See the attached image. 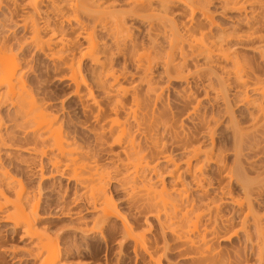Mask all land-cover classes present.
Wrapping results in <instances>:
<instances>
[{"label":"rangeland","instance_id":"374dc122","mask_svg":"<svg viewBox=\"0 0 264 264\" xmlns=\"http://www.w3.org/2000/svg\"><path fill=\"white\" fill-rule=\"evenodd\" d=\"M2 1L4 2H2L1 4L2 6L0 7V40L2 39L7 41L9 39L10 42L9 44L7 43V45L9 46L12 43V47L10 46L13 49L12 53H14L15 56L18 57V61L20 63L22 62L20 60L24 59L23 63L24 65L26 64V66H24L23 63H21L24 66V67L22 66L24 70H26L29 67L28 68L29 74H26L28 75V77L26 78V80L28 79L27 83L29 82L28 83L29 87L28 86L27 87L29 88L30 91L29 92L30 98L34 99L32 100L34 101L35 106L36 107L44 106L43 108L45 109V111L47 110L46 112L56 117L58 124H62V134L67 137V138L65 137V139L67 140L69 139L68 141L70 142L73 141L72 143L74 148L76 147V149L78 148L77 150H81V151L85 150L83 152L89 151L91 149L92 150L95 149L98 153L101 147L96 146L94 142L95 141L94 138L95 135L99 133V129L96 130V127L98 128L100 127V125L94 124L91 115H88V113L86 112L83 113L80 103L77 101L78 100L76 98L77 96L74 93L75 91H73L75 89V86L73 85L72 82L69 81L70 79H68L69 73L66 72L67 69H65V72H62L64 69L61 66L62 67V68L60 67L61 70H59V72H56L58 70L54 69L53 63L47 60L40 53L30 48L29 43L27 44V46L22 47L25 45V42L27 43L30 40L29 24L26 26V28L28 27L27 29L21 25L22 23L21 19L23 20L22 17L25 16V14L29 11L28 3H30L29 2L30 0H15L18 2L17 4L19 5H16V3L13 4V2H10L9 0L8 1L2 0ZM111 1L115 2L117 0H111ZM220 5L221 4H219V2L217 3V1H215L208 8L209 9L208 13L209 15H211L214 21L213 27L210 25L208 20H205L204 18L199 16V14H197L198 17L195 16L196 19L195 18L194 19L202 23L201 28H203V26L205 28L202 29L204 31L203 33L206 32L207 34L209 32V30L207 29L210 28L212 35L214 34L216 35L220 33V31L228 35L230 31L232 32V30L234 29L237 30L240 35L242 33L243 36L250 34L249 32L251 31H248V28L245 27L246 25L244 24V22H242L241 25L236 26V24L238 25L237 22L239 19H244L245 16L244 12L240 13L235 11V12H226L224 14L220 8ZM22 6L24 9L27 7L26 9H28V11H26V9L24 11ZM13 8L14 9L17 8L16 9L17 11L16 10H15L16 12L11 11V9L13 10ZM176 8L178 7L176 6ZM253 9H256L259 12L260 17L263 16L262 11L258 7H254ZM157 11L155 12V15H157L156 18L160 17L159 19L161 21L162 20L166 21L163 22L165 26L166 24L167 26L170 24L169 26L172 25V27H177L179 34L182 35V32H184V25H186L185 23L188 22L187 16H186L187 18L184 15L181 16L177 11L173 9H169L167 10V12L159 11V10ZM247 13L248 14H246L247 15L246 17L248 18L250 12ZM127 18H128L126 20L127 26H129V28L131 29L130 31L132 32L131 39H133L136 45L139 46L140 48L139 50H141L142 48H148L152 41L154 46L158 45L155 47V49L157 48L156 52L161 49L160 51H158V55H157L159 56L158 58L159 59H161L162 57L164 58L165 56L164 54L168 50L167 48L168 43L166 37L162 35L160 36V34L157 35V33L154 32H149L148 31L149 24L147 23V20L137 19L135 17L134 18L127 17ZM195 20L194 22L196 23L197 21ZM24 28L26 29L25 31ZM65 28L69 29L67 26H65ZM65 28H63L64 33H67V35L70 33L72 34V31L70 30L66 31ZM261 30H263L261 32L264 33V28ZM71 34L70 36L72 37V39H74L76 37L75 35L76 32L73 31V35ZM168 35L169 34L167 32V36ZM197 35L198 34H195V36ZM70 36L69 38L71 39ZM95 36L98 42L101 41L103 43L106 42V44L108 45L110 44V40L109 39L107 40V37H105L106 35L104 34V32L98 31L96 32ZM5 38H7V40ZM101 42L100 44H102ZM83 43H84L83 41H81L80 43L81 46L83 45V48L80 46V44L78 45L80 47V50H83L85 47ZM248 43H249L248 45L247 43H243V45L236 46L237 47L236 50L238 51L240 57L239 58V61L241 62L240 64L241 65L243 63L245 64V65L243 64L242 67L244 66L246 67V65L252 64L251 65L253 67L252 69L256 70L255 75L257 77H261V79L263 80L264 55L262 54H264L263 53L264 43L254 42V45L253 43L250 42ZM19 46L22 47V50H20ZM79 47L76 48L77 53L79 51L78 50ZM187 48L188 45L185 49ZM76 57H78V54H76ZM162 60L163 59L159 60L160 62L157 64V66L154 65L152 67L151 73L149 75V79L150 80L152 79L151 80V84H153L152 86H155L153 89L154 92L147 93V95L145 96L146 87L144 86L145 87L144 90L143 87L144 82H142L144 78L143 76L142 77L140 76L139 74L140 72L138 73V70L137 71L135 70L136 67L134 68L132 66V65L135 66V64L127 59L126 62L125 60H122L121 57L117 58V61L114 62L115 65L113 64L114 67L113 70L116 72V74L120 73L119 75L121 76L120 79L121 86L122 87L124 86L123 88L128 89L129 91L128 90L127 91L129 92V94L127 93L125 95L126 99L124 95L120 96L116 94L119 97L116 100L119 101L120 99V102L122 101L121 103L123 105V108L125 107L123 113L126 112V109L129 110L130 107H132L131 109L134 110V108H136V104L138 103L139 106H137L136 108V112H138L137 116L142 118V116H140L142 113L145 114L144 117L147 116L145 120L149 121V118H151L153 121L157 120L158 124L160 123L161 125L168 123V126L171 125L172 127L171 130H173L174 128L173 130L174 136L171 130L170 133L169 129H166L167 132H165L166 131L164 129L165 126H161L159 124L160 127L159 126L157 127L160 128L159 130H156L154 128L156 130L155 137L158 139L156 141L159 142L158 150H160V146L162 147L163 145L164 147L165 145L167 147L166 151L169 152V155H171L175 163L178 164V169L177 171L176 170L174 171L171 165L167 166L164 163L162 164V162L159 161V159H161L162 156L159 159L157 158L158 160H156L155 158L160 156H155V157L152 156L153 157L152 159L154 161L152 160L153 162L151 163L153 164L151 165L156 164L155 167L157 168L155 176L153 175L150 176L152 182H154L153 183L154 186L152 185V188L155 187L156 190H158L157 188H159L160 190L162 187V184L160 183H164L163 185L168 190L172 187L173 181L175 180L177 175H180L181 182H184L183 184L186 186V189H188L187 192L189 198L190 199L193 198L196 200L195 207L194 209L192 208L193 210V211L191 210L192 212L188 213L190 215H188L189 219L187 220L188 221L190 220L192 224L194 223L197 224L196 228L198 229L197 230H195L196 228L192 229L193 227L192 224L190 225L187 224V226H190L189 229L190 231L187 229L189 231V233L187 232L188 236L190 237L189 239L192 240V243H194V245H196L197 247L199 246L201 247L203 246V244L200 243V240L202 241V238H205L204 240L206 242L205 241L204 242L206 243V246L210 247V250L208 252L209 254L207 253L209 255V256L207 255L209 260L205 262L201 261V259H199V257L195 254L196 252L194 249V245L193 247H191L189 244L187 246L183 242L176 240L174 235L171 236L172 235L171 233L169 235L168 231H166V235H163L160 232L161 230L159 229L160 227V225L158 224L159 222L156 221V219L155 220L153 219L151 213L149 214L152 218L148 217L149 216L148 212L146 215L143 212L142 214L143 216H141L140 215L141 213L137 211L138 209L134 208L135 206L138 207V204L134 199H133L134 201H132L131 198H130L131 201L128 199L127 196H129L130 190L128 189L129 190L128 191L126 188H124V186L123 188L125 189V191L124 189L122 190V188H119L120 185H122L121 182H123L125 175H129L131 171L130 172L127 171V174L126 173L123 174L126 170L123 172L124 169H122L120 170L123 172L121 174V172L116 169V168L121 169V167L118 164L114 163L117 161H115V159H113L114 161L112 160V156H110L112 154L109 155V153L118 152V150L115 151V149L119 147H114L115 149L112 148L113 150L112 152H108L106 148L108 154H106L107 152L106 153L104 152L105 153L104 154L103 151H99L101 152V154L98 153L99 156L96 155L97 153L95 152V150L93 152L91 150L92 152L91 154L94 155L93 153H95L96 155L95 157L93 156L94 160H96L100 164V166L107 167V169L103 167L105 169L104 170L105 172L103 171V173L104 175L108 173L105 176L107 177V179L105 180L108 181V179H110L111 182L106 183L104 188L106 189L105 194L107 197L109 196V198L113 200L112 203L114 205L116 204L115 208L120 212V215L122 214L123 217H125L128 221H132L135 224L141 223L142 226L140 227L136 226L138 227V229L137 228L133 229L135 233L149 232L148 234L144 233L146 238L145 239L146 245H148L147 242L152 243L153 239L154 241L156 240L159 241V243H157L159 251L158 250L156 251L159 252L157 253L158 257L156 253L153 255L154 256L156 255L157 258H161L160 259L161 264H264L263 261L264 259L262 260L261 257L258 256L259 252L257 251L259 250V248H261L264 245L263 244L264 242L263 243L261 242L262 246L261 247L259 246L261 245L260 241H262V238L264 240V124H263L264 121L258 122L253 120L258 113L257 112L258 104L264 105V101L261 99L260 96L256 94L254 95L250 91L244 93L245 91H243V89L240 88L239 83L235 82L233 76L231 75L232 73L230 74V72L233 71H230L232 66L229 62L226 63L225 61L219 59L216 60L215 57L210 61L209 60L207 61V59H205L204 57H198L196 61L194 59L193 63L190 64L191 73L198 69L201 72H205V73H208V71L213 70L215 76L218 75V77L220 78L221 75L222 78H220L219 80L217 77H215L219 80L218 82L220 84L216 82L217 79L215 78L213 79L215 86L214 90L209 91L207 94L201 88H198V90H196V93H194V97L191 98V101L188 99L190 101L189 102L186 100L185 97L188 96L187 95L189 94L188 88L191 86L188 85L187 82L183 79H179V78L170 79L169 77L167 78V76H165V73L163 72V66L161 63ZM82 62L83 63H81L80 75L82 77V80H84L83 84L85 83L86 86L82 85L80 87L81 91L79 90V93L82 94V99H84L83 101L86 102L85 96L88 91H91V93L93 92L92 95L94 99L97 100V103L99 102L98 103L99 106L103 107L102 109L104 112H106V117L109 113L113 117V114L110 112V110L113 109L112 108L114 106L113 103L115 104L116 101L115 97L117 96L114 97L115 93L112 95L116 87L112 88L111 89L112 91H110V88L109 89L107 88V86L111 82L109 80V84L107 83L108 85L106 84L104 85L106 88L102 86V89L99 88L100 89L99 90L97 88L99 82L98 83L96 82V76L93 75L91 71V68H95V67L91 66V64H89L87 60H83ZM130 62L132 64H130ZM251 66H247V67L251 68ZM225 70H228L229 72ZM222 72L228 73L227 74L228 76L227 75L224 76L225 73ZM223 78L224 79L228 78L227 80L229 81H227L226 79L224 80ZM221 79H223V82L226 83H222ZM99 81L100 82L103 81L102 78ZM96 83H97V87L95 85ZM131 92H133V94ZM134 92L137 94V96L134 94ZM107 93L113 96L109 98L110 102L109 99H107L106 97L108 95ZM133 95L135 96L134 99H136L137 97L136 100L138 101L137 103L134 102L135 100H133ZM196 101H200V102L198 103L199 105L197 112L193 114L192 109L195 105H197ZM93 107L91 106V110L92 112L93 111L95 112V109L94 110L92 109ZM81 113H83L84 115H82ZM110 115H108V117H110ZM204 115L207 117V121H208L207 127L208 129L211 130L208 131H210V135L212 136V138L211 137L209 138L208 136L209 133L207 135L206 134L207 132H205L207 131L206 125L203 126L204 124L201 125V121H198V119L201 120L200 117ZM118 116H119L118 119L119 121H123L122 119H125V114H122L121 110H120V115ZM13 118H14V108L9 103L8 104L3 103V105H0V122L3 123V124L1 123L2 124L1 134H4L9 131L10 132L13 131L14 133L15 131V134L18 137V138L16 137L18 144H16L17 142L15 143L17 147L13 145L12 149L10 150L9 149L2 150V152H0V156H1L0 159L1 162H3L2 163L3 166L15 178H17L20 181L27 195L29 194V196L30 195L32 196V195H37V193H39V195H37L36 197L40 198V205L43 207V212L45 213L44 215L43 213H41V215L42 217L44 216L46 218L41 219V216H39L40 217L39 222L36 224L35 227L41 231L45 230L47 234L51 236L52 235L55 236L56 234L58 235V233L59 234L64 233L65 237L63 240L60 241V248L63 252H65L63 259L61 260V264H144L148 258L143 255L146 261L144 260V258L141 255L142 251L140 252L139 250L135 254L132 251L133 243L130 242V240L128 241V239L125 240L126 239L125 237H123L125 238L123 239L122 236H120L121 223L119 222V220L116 221L113 219H109L110 221L109 220L107 221L106 226L101 229L102 234L106 237V239L104 240H102L101 235L98 232H96L97 234L95 233L96 229H94L95 231L92 232L93 234L91 232H89L90 234L85 233L87 232L86 230L91 228V226H93V223L97 221L96 219H98L99 211L98 213L97 212L94 213V212H90L89 210V212L87 211L88 212L87 213L84 210L85 207L83 206V203L73 205L71 202H73L72 199L74 197L72 196L75 193L78 194L77 195L78 197L84 195V198L86 196L87 198H89V195H91L92 193V189H91L93 187L92 183H91L92 186H90V184H87L84 185L86 187H82V186L78 187L71 180L69 181L62 179L57 175H50L54 172L47 167L46 174L49 178H47V180L45 181L46 185L42 187L40 186L39 179L30 175V163H29L30 155L26 154L25 152H22V150L26 148H30L31 145L30 126H29L30 124H28L25 127L22 126L23 129L21 130L19 129V127H16V129L14 130L15 128L14 126L16 125L15 121L17 119L14 118V123H13L11 122L13 121ZM212 118L216 120L214 121ZM130 120L131 121H129L128 119L129 121L128 126L132 124V128L129 127V130L133 129L135 131V128L133 127L134 123L132 122L131 118ZM93 124L96 125V127H94ZM162 128L164 129V133ZM92 129L94 132L95 131L98 132L94 135ZM238 129L242 131L241 134L239 133L240 135H242L241 136L242 141L238 140V138L240 139V137L238 136L237 138L235 134L236 132H240L238 131ZM26 131L27 133L25 134ZM131 132L135 134V132L130 131V133ZM132 133L131 135H134ZM177 133L179 134V136L178 135L177 136L178 138H180V140L176 138L177 136H175ZM170 134H172L174 138ZM191 134H193L194 136ZM195 134L197 135L195 136ZM192 136L195 137L194 138L195 141H198V143H195V146H199L200 149L202 148L201 151L209 152L211 151L210 150L211 147L212 149H214L212 151L213 156H210L211 157L210 162H208V160H206L207 162L205 161V159H207V156L204 155L197 157L198 158V159L196 158L197 160L194 161L192 160L191 162L192 166L201 167V173L205 178V181L201 183L202 184L201 187L196 186V182H194L191 174H188L186 172V167H185L186 166L185 161L188 158L187 151L189 150V148L186 150L187 147L185 148L184 145H186L185 142L186 139L188 140V138H189L188 142L191 144L190 139H192L191 138ZM170 137L174 139L173 140L174 142L175 139H177L176 141L178 142L177 144H175L176 146L174 145V142L172 145V139ZM235 138L237 140H235ZM141 139H143V137H140V141ZM182 139L185 140V142H183ZM211 140L213 142H211ZM238 141H240L241 143L240 142L238 143ZM179 142L184 143L183 147L185 150L182 149L183 147L180 148L182 144L180 146ZM188 142L186 143L189 145ZM212 143L214 144V146L211 145ZM177 145H179L178 146L179 148L177 147ZM14 146L19 150L21 149V151L19 152L18 150L13 151ZM191 146L192 145L188 147H190L191 149ZM97 148L100 149L97 150ZM180 150L183 151L181 152ZM166 151L165 153L168 154ZM48 153L46 156L49 158L52 155L51 153L50 154ZM7 154L9 157L7 156ZM184 154H186V156H184ZM93 157H91V159H93ZM108 158L111 159V162H109L110 159ZM24 160L29 162H24ZM217 160L220 161V164L219 161ZM222 167H224L225 170L222 171L223 169ZM235 169L239 170L241 176L244 179L238 181L237 179H235L234 176L232 177L231 174L228 175L226 173L229 170L230 172L235 171ZM50 171L52 172L50 173ZM116 171L118 173H115ZM242 173L244 175H242ZM228 176L229 177L231 176V179L228 178ZM118 179H120L119 181L121 182H118L117 181ZM243 180L245 182L248 181L250 183V186L252 185L251 187L250 186L248 187L250 189L247 188L249 190V191L247 190L248 194L245 189H244L245 191L243 190L244 188ZM227 187H228V191L226 189L227 193L230 191L232 193L231 197H233L232 199L234 200H231L230 195H228L226 192H225L226 195L221 194L220 189L223 188L225 189ZM84 188L88 193L85 192ZM7 197L10 201L13 200L14 198L13 194L11 196H9L8 194ZM129 197L132 196L130 195ZM205 198H208V201L205 200ZM200 199H203L204 201L203 200L198 201ZM9 203L10 202L7 203L8 206H6V208L10 210ZM56 203L58 204L56 205V207L60 206L63 213L67 212L68 209H70L71 207V209L74 208L72 209L74 213H77L80 210V215L77 216L73 215L68 218H66L63 215L64 216L63 217L62 215H59L60 211L55 207ZM2 204H5V202ZM216 206L217 208H215ZM64 207H65L64 209L65 212L63 210ZM6 208H4L5 210L2 208L3 210L2 212L7 211ZM186 208L191 209L188 207ZM134 210L136 211V213L137 212L138 213L136 214ZM215 210L217 211L215 212ZM1 215L2 214L0 212V218ZM161 216H159L161 220L160 222H163L165 218ZM133 220L136 222H134ZM137 220L142 222H138ZM190 221L187 223H190ZM143 223H145L146 226ZM149 223L151 224L149 225ZM147 224L152 228L147 227L148 226ZM85 225L87 226V229H85L86 228ZM95 226L92 228H96ZM260 226L261 228L259 229L261 230H258L257 227ZM141 228L144 231H142ZM22 235L23 234L20 228L17 229L16 232H14L10 224L2 223L0 219V264H35L33 259L32 258L30 259V250L33 247L30 244L28 238H24L22 237ZM121 239L122 241L125 240L123 245L121 244L122 242ZM106 244L108 245V247L106 246ZM263 248H261V250ZM31 251L33 252L34 250L32 249ZM141 257L143 258V260ZM259 260H262L263 263ZM147 262L148 263L145 264H153V263H149V261Z\"/></svg>","mask_w":264,"mask_h":264},{"label":"bare ground","instance_id":"6f19581e","mask_svg":"<svg viewBox=\"0 0 264 264\" xmlns=\"http://www.w3.org/2000/svg\"><path fill=\"white\" fill-rule=\"evenodd\" d=\"M5 1H8V0H5ZM9 1L13 2V4L16 3V5H19L17 4L18 2L15 0L13 1L9 0ZM215 1L221 4L220 8L224 14L226 12H235V11L240 12V13L244 12L245 14L244 19H239L237 22L238 25L236 24V26H239L241 25L242 22H244V24L246 25L245 27L248 28V31H251L249 32L250 34L243 36V34L241 33L240 35L238 31L235 30L234 28H233L234 30H232V32L230 31L228 35L224 34V32H221V31L220 33L216 35L215 34L212 35L210 28L207 29L209 30L207 34L206 32L203 33L204 31L202 29H205V28L204 26L203 28H201L202 23L195 20L196 19L195 16L199 14V16H201L205 20H208L210 25L213 27L214 21L211 15H209L208 13V10H209L208 8ZM2 2L4 1L0 0V7L2 6L1 5ZM29 2H30L28 3L29 11L28 9H26L27 8L26 7L25 9L28 12L26 14L24 13L25 16H23L24 14L22 15L23 20L21 19L22 21L21 25L26 28V26L29 24L30 40L27 43L25 42V45L23 44L24 46L22 47L27 46V44L29 43L30 48L40 53L47 60L53 63L54 69L58 70L56 72H59V70H61L60 69L61 66L64 69L62 72H65V69H67L66 72L69 73L68 79H70L69 81L72 82L73 85L75 86V89L73 91H75L74 93L77 97L75 95L74 96L78 99L77 101L80 103L83 113L86 112L88 113V115H91L92 121L94 122V124L100 125V127L97 128L96 125L93 124L94 127H96V130L99 129V133H97L98 131L94 132L92 129V131L94 132V135L97 133L95 135L94 142L97 147H101V149L97 148V150L100 149L99 151H103V153L104 152L106 153L107 150L108 152H112L113 151L112 148L119 147L120 149L114 148L115 151L118 150V152L109 153V155L112 154L110 155L112 156V160L115 159V161H117L114 163L118 164L121 167V169L116 168V166L115 168L118 171L124 169L123 172L126 170L124 173L120 171L121 174L122 173L127 174V171L128 172L131 171L129 175H125L123 182L119 181L120 179L117 180L118 182L122 183V185H120L119 188H122V190L124 188H126L127 190L128 189L130 190L131 194L129 192V196L131 195L134 198L127 196L128 199L130 200L131 198L132 201L135 200L138 204V207H136L135 206L136 204H135L134 208L138 209L136 210L139 213H141L140 214L141 216H143L142 215L143 212L145 215L147 214V212L148 214L151 213V216L153 217V219L154 220L156 219V221L159 222V223L157 222L160 225V227L159 225L158 227L161 230L160 232L163 235H166V231H168L169 232L168 234L170 235L171 233L172 234L171 236L174 235L176 240L183 242L187 246L189 244L191 247H193L194 243H192V240L189 239L190 237L188 236V233L190 231L189 230L190 226H187V224L190 225L192 224V222L189 220L190 223H187L189 222L187 219H189L188 215H190L188 213L192 212L193 211L192 208L194 209L195 207L196 200L193 198L192 199L189 198L188 192H187L188 189H186V186L183 184L184 182H181L180 175H177V177L173 181L172 187L168 190L163 185L164 183H160L162 184V187L159 186L161 187L160 190L159 188H157L159 191L156 190L155 187H153L155 189L152 188V185L154 186L153 184L154 182H152V179L150 176L151 175L155 176L156 169H157L155 167L156 164L151 165L153 164L151 162L154 161L152 159L153 158L152 156L154 157L160 156V157H156L155 158L156 160H158L162 156V158L159 159V161H161L162 164L164 163L167 166L171 165L174 171L175 170L177 171L178 164L175 163V161L172 159V156L169 155L168 151H166L167 147L165 145H164L165 148L162 145L163 148L160 146V150H158L159 142L156 141L158 139L155 137L156 136L155 133H156V130L160 129V128H157L160 123L158 124L157 120L153 121L149 117H148L149 121L145 120L147 116L144 117L145 114H142V113L141 115L138 114L142 116V118L137 116L138 112H136V108L137 106H139L137 103L138 101H136L137 97L136 99H134L135 96L133 95V100H135L134 102L137 103L136 108H134L133 110L131 109L132 107H130L129 110L126 109V112L123 113L125 107L123 108V105L121 103L122 101L120 102V99L119 101L116 100L117 98H119L117 95L125 96L127 93L129 94L128 92L129 90L126 88H123L124 86L123 87L121 86V82H120L121 76L119 75L120 73L116 74V72L113 70L114 69L113 64L114 62L117 61V58L119 57H121L122 60L126 61L127 59L133 62L135 66L134 65L132 66L134 68L136 67L135 70L136 71L138 70V73L140 72L139 73L140 76L141 77L143 76L144 78L142 82H144L143 87L144 86L146 87V93H145V96H146L147 93L154 92L153 89L155 86H152L153 85L151 84L152 79L151 80L149 79V75L151 73L152 67L154 65L157 66V64L160 62L159 60L163 59L161 63L163 66V72L165 73V76H167V78L169 77L170 79L171 78L183 79L187 82L188 85L191 86L188 88L189 90V94H187L188 96L185 97L187 101L189 100L191 101V98L194 97V93H196V90H198V88H201L207 94L209 91L214 90L215 86H214L213 79L217 77L220 80V78L222 77L221 75H220V78L218 77V75L215 76L213 73L214 72L213 70L208 71V73H205V72H201L199 69L195 70L194 68L195 71L191 73L190 64L193 63L194 59L196 61L198 57H204L205 59H207V61L208 60L210 61L211 59H214L215 57L216 60L219 59V60L225 61L226 63L229 62L231 64L232 70L230 69V71H233V72H230V74L232 73L231 75L233 76L235 82L239 83L240 88H242L243 91H245L244 93H246L247 91H250L254 95L256 94L260 96L261 99L264 101V78L262 80L261 77H257L255 75L256 70L254 69L255 70L254 71L252 69L253 67L251 66L252 65L251 63H250L251 65H246V67L245 66L242 67V65L244 64L243 63L244 61L242 62L243 64L241 65L240 64L241 62L239 61V58H240L239 53L236 50L237 48L236 46L243 45V43H247V45L249 44L248 42L253 43V45H254V42L264 43V33L261 32L263 31L261 29L264 28V0H117L115 2H112L111 0H104V1L102 0H30ZM176 6L178 8H176ZM254 7H258L262 11L263 16L260 17L259 12L256 9H253ZM16 9L13 8V10L11 9V11L14 12ZM169 9H173L177 11L181 16L184 15L185 17L186 16L188 17V18L186 17L188 20V22H186L187 20L185 21L186 25L183 24L184 32H182V35L179 34L177 27H172V25L169 26L170 24L168 26L166 24L165 26L163 22H166V21L164 20L161 21L159 19L160 17L156 18L157 15H155V12L157 10L167 12V10ZM247 12H250V15H248V18L246 17L247 16L246 14H248ZM127 17H133V18L135 17L137 19L147 20V23L149 25L147 23L146 24L149 27V30H148L149 32H154V33H157V35L160 34V36L162 35L166 37L167 43H168L167 45L168 50L165 52V54L163 53L165 55V56L163 55L164 58L162 56H161L162 58L160 57L161 59L158 58L159 57L157 56L158 51H160L161 49L158 48L160 50L156 52L157 48L155 49V47L158 45L154 46L152 41L148 48H142L141 50H139L140 49L139 46H137L135 41L131 39L132 32L130 31L131 29L129 28V26H127V23H126V20L128 19ZM194 20L197 22L195 23ZM65 26H67L69 29H66ZM25 28H24V31L28 27L26 29ZM63 28H65L66 31L68 30L72 31V34L70 33L71 35H73V31H75L76 37L73 36L75 38L72 39L70 34H68L71 37L70 39L67 33H64ZM236 29H239V28H236ZM98 31L104 32V34L106 35L105 37H107V40L108 39L110 40L109 45L106 44V42L103 43L101 41L98 42L96 40L95 34ZM167 32L169 34L168 36H167ZM195 34H198V35L195 36ZM5 39L7 40V38ZM81 41L84 42L83 44L85 46L83 50H80V47L78 46L81 43ZM9 42H10L9 39L7 41L2 40V39L0 40V105H3V103H7V104L9 103L14 108V118L17 119L15 121L16 125L14 124L15 125L14 130L16 129V127H19V129L21 130L23 129L22 126L25 127L28 124H30L29 126H30V141H31L30 144L31 145H30V148H26L22 150V152H25L26 154L30 155L29 156L30 162L24 160V162L30 163V175H32L35 178H38L40 186L43 187L46 185L45 181L47 180V178H49L46 174V169L48 167L50 170L54 172L50 175H57L62 179L69 180V181L71 180L78 187L79 186L86 187L84 185H87V184H90V186H92L93 184V187L91 188L92 193L91 195H89V198H87L86 195H85L86 197L84 198V195L82 194L83 196L81 195L80 196L83 197L84 198L83 199L81 197H78L77 196L78 194L76 193L73 194L72 196L74 197L72 199L73 202H71L73 205L83 203V206L85 207L84 210L86 212L87 211L89 212L90 210V212L98 213L99 211L98 219H96L97 221L93 223V226H91V228L86 230L87 232L84 231L85 229H87V226L85 225L86 228L83 231L87 234H90L89 232L92 233L95 231L94 229H96L95 233L98 232L101 235L102 240H104L106 239V237L102 234L101 229L106 226L107 221L109 219H113L116 221L119 220V222L121 223L120 224L121 234L120 233L119 234L120 236H122V238L123 237L126 238V239L125 238L123 239L125 240L128 239V241L130 240V242L133 243L132 251L136 254L140 250V252L142 251V254H141L142 257L143 255L146 256L148 258L147 261H149V263L161 264V261H160L161 258H157L158 257L157 253L159 252H156L157 250L159 251L158 246H157V243H159V241L158 240L154 241L153 239L152 243L147 242L148 245H146L145 243L146 238L144 235L145 232L135 233L133 231L134 228L138 229V227L142 226L141 223H139L140 225L137 223L135 224L132 221H128L125 217H123L122 214L121 216L120 212L116 210L115 208L116 204L114 205L112 203L113 200H111L109 196L108 197L106 196L105 194L106 189H104L105 185L106 183L111 182L110 179H108V181L105 180L107 179V177L105 176L108 173L106 175H104L103 173V171L107 169V167L103 166L105 167L104 169L102 166H100V164L96 160H94V157L96 155L99 156L98 153L101 154V152L98 151L97 153V151L94 149L97 154L95 155V153H93L94 155H92L91 153L94 151L92 149H91L92 152L91 150L83 152L85 150L81 151V150H77L78 148L76 149V147L74 148L73 143H72L73 141L72 142L68 141L69 139L68 140L65 139L66 136L62 134V124H58L56 117L46 112L47 110L45 111V109L43 108L44 106L43 107L35 106L34 101H33L34 99L32 98L33 99L32 100L30 98V93H29L30 91L28 88L29 82L27 83L28 79L26 80V78L28 77V75L26 74H29L28 73L29 67L27 69L25 67L26 70H24L23 67L26 66V64L24 65L23 63L24 59L20 60L22 61L21 63H23L24 65L23 66L18 61V57L15 56L14 53H12L13 52V49L11 48L12 43L9 46L7 45V43L9 44ZM100 42L102 44H100ZM184 43L185 44L187 43L186 46ZM187 45H188V48L185 49ZM19 47H20V50H22V47L21 46ZM78 47H79L78 49L79 51L77 53L76 48ZM81 47L83 48V45ZM75 51H76V54H78V57H76ZM83 60H87V62H89L91 66L95 67V68H91V71H92V74L96 76V82L97 83L99 82L98 87H97V83L95 84L98 89L99 88L102 89V86H104L105 84L108 85L109 80L111 81L110 84L108 85L110 87L107 86V88L108 89L110 88V91H112L111 89L116 87L114 92L112 93V95L115 93L114 97L117 96L115 97L116 101H115V104L113 103L114 106L112 107L113 109H111L112 111L110 110L114 118L112 117V115H110V113L108 115H110L111 118L108 117V115L106 117V112H104L102 109L103 107L99 106L98 105L99 102L97 103V100L94 99L92 95L93 92L91 93V91L87 90L88 92L85 96L86 102L83 101L84 99H82V94L79 93L80 87L82 85H85V83L83 84L84 80H82V77L80 75V72H81L80 68H81V63H83L82 62ZM131 62L130 64H132ZM247 66H251V68L250 67L248 68ZM225 71H228V70H225ZM222 73H225L224 76L228 74L226 72H222ZM101 78L103 80L101 81L102 83L99 81ZM218 79L216 82L220 84L218 82L219 81ZM223 79H221L222 83H226V82H223ZM225 79L227 80L228 78H225ZM145 87H144V90H145ZM131 93L133 94V92ZM134 94L137 96L135 92ZM112 95L108 94L106 96L107 99H109ZM125 99H126V96H125ZM111 100H114V99H111ZM109 102H110V99H109ZM196 102H197L196 103L197 105H195L192 109L193 114L197 112L198 105H199L198 103L200 101H196ZM91 106L92 107L94 106L92 109L93 110L95 109V112L94 111L92 112ZM120 110L122 111V114H125V119H122L123 121L118 120L119 119L118 115H120ZM257 112H258L257 116H255L253 120L258 121V122L259 121L263 122L264 121V105L258 104ZM83 113L81 114L84 115ZM14 118H13V121H11L13 123H14ZM130 118L132 119V122L134 123L133 127L135 128V131L133 129L129 130V127L132 128V124L130 125L129 123L130 126H128V122L131 121ZM200 119L201 120L198 119V121H201V125L203 124H204L203 126L206 125V129H207V131H205L207 132L206 134L208 135L209 133L208 135L209 138L210 137L212 138V136L210 135L211 130L208 129L207 127V124H208L207 117L204 115L200 117ZM212 119L214 120V118ZM1 123L2 122H0V152H2V150H8V149L10 150L12 149L13 145L16 146V144H18L16 140L17 135L15 134V131L14 133L13 131L12 132L9 131L4 134H1V125L3 124ZM161 126H165L164 127L165 130L169 129L170 131L172 129L171 125L168 126V123L167 124L165 123ZM164 129H163V133H164ZM173 130H171L172 134H173ZM130 131L135 132V134L131 132L132 134H134V135H131ZM238 131L240 130L238 129ZM165 132H167V130ZM241 132L242 131L235 133L237 138L238 136L240 137V139L238 138V140H241L242 138L241 137L242 135H240ZM26 133L27 131L25 132V134ZM172 134L170 135L172 136ZM153 135H154V138H153ZM177 135L179 136L178 133L175 136ZM196 135L197 134H195V136ZM178 136L176 138H178ZM193 136L191 137L192 139H190L191 144L188 142L189 140L188 137H187L188 140L184 138L186 139V142L189 143V145L185 142V140L182 139L183 142H185L186 144L184 145L185 148L187 147L186 150L189 148L188 150L189 152L187 151L188 158L185 161L186 162L185 167H186V172L188 174H191L194 182H196V186L201 187L202 186L201 183L205 181V178L201 173V167H198L197 165H196L197 167L192 166L191 162L192 160L193 161L197 160L198 159L197 157L201 155L207 156V159H205V161L208 160V162H210V158H211L210 156H213L212 151L214 149H212L211 147L210 149L211 151L209 152L201 151L202 148L200 149L199 146H195V143H198V141H195L194 139L195 137ZM140 137H143L141 141H140ZM172 137L170 138L172 139V145H173L174 137L173 138ZM178 139L180 140V138ZM176 140L177 139H175L174 145L177 144L178 142ZM235 140L237 139L235 138ZM211 142L213 141L211 140ZM239 142L240 141H238V143ZM179 143H180V146L182 144V146L180 147L182 148L184 143L182 142H179ZM187 145L188 146L192 145L191 149ZM211 145L214 146L213 143ZM15 146L13 147L14 148L13 151H17V150L18 152L21 151V149L19 150L15 148ZM178 146L179 145H177V147ZM184 147L182 148L183 150H185ZM165 151L168 154H166ZM108 152L106 154H108ZM47 153L48 154L51 153L52 156L48 158L46 156ZM184 156H186V154H184ZM91 157H93V159H91ZM109 162H111V159ZM2 163L3 162H1V159H0V201H1L0 202V207H1L0 212L2 214L0 218L1 222L5 224H10L14 232H16L17 229L19 228L21 229L22 234H23L22 237L28 238L30 244L33 247L32 249L34 251L32 252L31 251L32 249L30 250V259L32 258L35 264H61V260L63 259L65 252H63L60 248V241L64 239L65 237L64 233H60V234L58 233V235L54 234L55 236L53 235L51 236L47 234L45 230L41 231L35 227L36 224L39 222V219H40L39 216H41V219L46 218L44 216L42 217L41 215V213H43V215L45 213L43 212V207L40 205V198L36 197L37 195H39V193H37V195H32V196L31 195L29 196V194L27 195L20 181L17 178H15L3 166ZM219 164H220V161H219ZM100 167H102L103 170ZM222 168H223L222 171L225 170L224 167ZM52 171H50V173ZM115 173H118V172L116 171ZM226 173L228 175L231 174V176L232 177L234 176L235 179H237L238 181L244 179L241 176V173L239 172L238 169L237 170L235 169V171H231V172L229 170ZM242 175L244 174L242 173ZM231 176L230 177L228 176V178L231 179ZM243 182H244L243 190L245 189L247 191L248 189H250L248 188L250 186V183L248 181L245 182L244 180ZM226 189L228 191V187L225 189L224 188L220 189L221 190L220 192L222 195H226L227 193ZM248 191H247V194H248ZM85 192H86V189H85ZM8 194L9 196L13 194L14 196L13 200L10 201L8 199L7 197ZM227 194L230 195L231 200H234L232 199L233 197H231L232 193L230 191ZM202 200L203 199H200L198 201H202ZM205 200L208 201V198H205ZM3 201L5 202L6 205L2 204L4 203ZM6 202L7 203L10 202L9 203L10 210L6 208V206H8ZM56 205L58 204L56 203L55 207ZM58 207L56 208L59 209L60 211L59 215H62V216L64 215L66 218L71 217L73 215L74 216L80 215V210L77 213H74L72 211V209L74 208L71 209L70 207V209H68V211L66 210L67 212H65L64 210L65 207H64L63 210L65 213H63L61 207L60 206ZM186 207L191 208V209H187ZM2 208L3 209L6 208L7 211L2 212L3 211ZM215 208H217V206ZM216 211L217 210H215V212ZM161 215L163 216V218H165L163 222H160L161 220L159 216ZM151 216L149 214L148 217L152 218ZM138 222H142V221H138ZM143 224L146 226L145 223ZM150 224L151 223H149V225ZM149 225L147 227H151ZM196 225L197 224L195 223L192 224L193 226V227L191 226L192 229L193 228L195 229ZM94 226L96 228H92ZM257 228L258 230H261L259 229L261 228V226ZM197 229L198 228H196L195 230ZM142 231L144 230L142 229ZM146 231H149V230H146ZM204 239L205 238H202V241L200 240V243L203 244V246L200 247L198 245L199 247H197L196 245H194V249L196 252L195 254L203 262L209 260L208 252L210 250V247L206 246V243H205L206 241ZM182 240H184L186 243ZM124 241L121 242L122 245ZM261 242L262 243L264 242L263 238H262V241H260V243ZM262 243L261 245H259L260 247L262 246ZM106 246L108 247L107 244ZM263 246L261 248H263ZM261 248H259V250L257 251L259 252L258 256L261 257V259L263 260L264 259V248L262 250ZM155 253L157 257L156 255L155 256L153 255ZM262 260H259V261L262 262ZM147 261L145 263H148Z\"/></svg>","mask_w":264,"mask_h":264}]
</instances>
